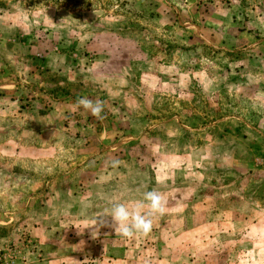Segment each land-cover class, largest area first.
Returning <instances> with one entry per match:
<instances>
[{"label":"rangeland","instance_id":"374dc122","mask_svg":"<svg viewBox=\"0 0 264 264\" xmlns=\"http://www.w3.org/2000/svg\"><path fill=\"white\" fill-rule=\"evenodd\" d=\"M153 189L152 231L249 214L229 261L264 264V0H0V264Z\"/></svg>","mask_w":264,"mask_h":264},{"label":"crops","instance_id":"0c3cea01","mask_svg":"<svg viewBox=\"0 0 264 264\" xmlns=\"http://www.w3.org/2000/svg\"><path fill=\"white\" fill-rule=\"evenodd\" d=\"M241 215L242 217L235 218L234 214H209L208 223L176 229L161 225L159 229L151 231V238L158 242L155 246L159 263L232 264L228 257L233 251L232 237L240 239L246 236L249 242L248 235L252 232V224H255L254 220H250L249 214ZM100 216L97 217L98 220ZM93 219L95 218L88 221L86 231H81L79 227L72 229L76 233L74 240H71L73 237H68L65 238V243L55 242L57 247H51V258L45 264H143L136 246L126 247L123 239L115 235L112 228L107 225L101 227L99 223L95 225ZM63 231L70 235L68 230L61 228V233ZM97 231H101V234ZM176 233L186 234L188 238L179 239L177 245H174L173 236ZM262 235L264 238V232Z\"/></svg>","mask_w":264,"mask_h":264},{"label":"clouds","instance_id":"9594fccd","mask_svg":"<svg viewBox=\"0 0 264 264\" xmlns=\"http://www.w3.org/2000/svg\"><path fill=\"white\" fill-rule=\"evenodd\" d=\"M76 104L97 118L101 117L104 109L101 101H93L86 97L78 98ZM120 163L119 160L111 162L113 167H118ZM157 182L159 183V178ZM108 203L110 207L100 216L99 225H107L114 230L115 235L127 239L150 234L154 219L167 212V200L164 194L155 189L143 192L141 197L133 202L109 200Z\"/></svg>","mask_w":264,"mask_h":264}]
</instances>
